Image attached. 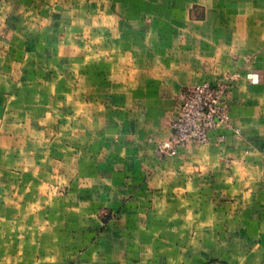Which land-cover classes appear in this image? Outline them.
<instances>
[{
	"label": "crops",
	"instance_id": "0c3cea01",
	"mask_svg": "<svg viewBox=\"0 0 264 264\" xmlns=\"http://www.w3.org/2000/svg\"><path fill=\"white\" fill-rule=\"evenodd\" d=\"M0 264H264V0H0Z\"/></svg>",
	"mask_w": 264,
	"mask_h": 264
},
{
	"label": "built area",
	"instance_id": "2783aa9c",
	"mask_svg": "<svg viewBox=\"0 0 264 264\" xmlns=\"http://www.w3.org/2000/svg\"><path fill=\"white\" fill-rule=\"evenodd\" d=\"M233 77L219 83L204 81L184 89L179 111L172 121L170 137L158 143L163 155H176L181 145L205 144L219 124L228 125L229 100ZM237 131V130H236Z\"/></svg>",
	"mask_w": 264,
	"mask_h": 264
},
{
	"label": "rangeland",
	"instance_id": "374dc122",
	"mask_svg": "<svg viewBox=\"0 0 264 264\" xmlns=\"http://www.w3.org/2000/svg\"><path fill=\"white\" fill-rule=\"evenodd\" d=\"M25 210L29 211V209H25ZM40 210H43V209H40ZM100 216H102V218L104 219L105 222H107L108 218L111 217V215L106 211L102 212ZM24 261L26 262L25 258H24Z\"/></svg>",
	"mask_w": 264,
	"mask_h": 264
}]
</instances>
